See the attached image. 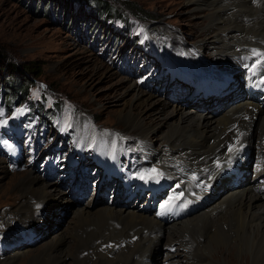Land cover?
Masks as SVG:
<instances>
[{
    "label": "rangeland",
    "instance_id": "374dc122",
    "mask_svg": "<svg viewBox=\"0 0 264 264\" xmlns=\"http://www.w3.org/2000/svg\"><path fill=\"white\" fill-rule=\"evenodd\" d=\"M38 1L0 0V53L3 54V57L0 54V78L10 86L21 82L31 85L30 98L33 100V103L28 107L30 101L26 102V98L25 103L13 106V116L0 108V120H2L0 133H11L14 137L13 142L18 147L23 148L24 151L29 152L28 160L25 159L26 156L19 159L13 158L5 137L0 139V147L7 154L6 163L4 162L6 157L3 158V155H0V228L6 227L7 223L4 220L10 217L7 214L16 212L21 215L24 213L23 211L27 210L21 208L23 200H21L20 191L16 193L17 182L20 177L25 176L26 172L31 171L36 175L39 174L38 176L41 179L50 180V184H53L54 181L61 182V185H50L53 194L51 196L59 207L54 208L56 214H54L53 222H51L52 230L45 231L42 238L24 243L22 248H19L22 251L13 249L4 255H0V260L7 257L6 261H12L10 264H38L36 255L46 246V244L43 245L44 242L51 240L56 235L55 233L60 231L63 232L62 235L67 241L64 249L66 248L65 251L68 250L69 245H73L70 232L73 229L72 220L75 219L76 210L94 209L99 206L97 204L99 202L101 207H115V204L111 202L115 196L120 199L117 192L123 187L124 177L116 175L117 163H114L112 164L111 174L107 176V180L103 184L102 180L106 171L101 158L105 152L117 148L120 142L125 147L121 158L123 167L121 171L123 173L134 174L138 170L148 171L154 166L167 174L169 169L177 166V160H181L178 158L176 160L170 159L171 161L169 159L147 158L146 152L150 145L146 138L136 134V131H132L123 125V122L118 121L125 114L140 115L146 126L156 127L157 130L153 133L154 137L152 138L154 141L156 140L153 145L159 148L158 151L165 149V146H163L165 142L161 144L160 142L166 133H170L173 127H176L174 123L176 117L166 123L162 122V115L154 107L138 104L139 102L134 98V89H127L128 81L135 82L138 89H142L139 83L151 80L154 75L151 74V71L156 68V73L159 74L164 65L158 59L147 58L146 54L142 52L145 49L148 50L147 41L144 39L145 34H149L151 43L161 49L164 54H172L171 59L174 62H176L178 55L183 56L186 50L195 51L196 48H199L203 52H210V55L214 50L216 55L218 49L213 48L208 43L210 37L205 34L209 32L204 31L209 27L210 8H206V6L198 7L196 3H187V0H104L108 4H113L129 13H134L138 19L141 18L139 19L140 23L136 26L133 23L126 24L115 19L123 29L122 33L113 32L110 28V32L105 36H102L101 32L98 33L97 30L87 33L84 26L73 29L70 27V23L63 22L59 12L55 13V11H61L63 15L68 17L70 22L75 19L78 0H50L42 4ZM88 1L87 6L82 11L89 14L90 20H92L93 13L105 14V10L98 8L100 5L98 1L101 0ZM57 4H63L62 9L64 12L60 8H55ZM50 8H53L54 12H49L47 15L46 13ZM102 29L104 30V28ZM132 32L136 33L130 41L129 34ZM202 32L204 33L201 34ZM245 46L248 48V45ZM128 49L130 53L124 54ZM200 51L199 53L202 52ZM142 69L148 70V73L142 76L129 75V72L137 73ZM168 83L169 80L163 82L161 86L162 93H166ZM162 93L153 92L154 98L152 99L165 98ZM42 96L49 98L47 103L52 99V101H58V104H64L59 110L56 106H51L53 113L47 118L54 120L56 116H59L64 123L71 116L70 108L72 111L77 112L75 115L72 114V117H76L73 124L77 128L80 138V144L76 152L71 142L64 137L61 139L56 138L57 132L52 130H49L48 135H45L41 140L35 141L33 137L26 138L23 145V139L19 132L27 117L31 122H35L27 128V136H37L39 132L44 131L37 115L46 117L47 112L44 113L45 109L41 108V112L44 114L40 113L36 105V101H43L46 105ZM176 103L169 100L163 111L171 112ZM177 105L181 106V104ZM185 110L196 113L198 116L206 117L209 115L206 110L204 112L197 111L193 108L190 109L189 106L185 107ZM29 111L32 112L28 113ZM89 114L93 115L94 121L90 119ZM5 121L7 123H4ZM48 126L53 125L48 123ZM41 141L43 142L42 146L37 147L36 143ZM127 151L130 156L127 155ZM72 156H74L73 159ZM62 159L67 164L72 165L71 169L61 167L59 161ZM167 160H169L168 163ZM171 162L174 165H171ZM1 166L3 169H1ZM50 167H52L51 174ZM84 177H88V179ZM12 181H16V183L12 185ZM84 185L87 190L80 196V190ZM61 191L65 192H62V194ZM65 193L71 198H65ZM145 197L144 195L142 199H145ZM134 201L135 199H131L132 204L135 203ZM200 212L193 216L200 217ZM38 217L34 215L26 219L34 220L37 223ZM26 219L20 218V221H18L11 218V221L21 223ZM169 223L166 222V224ZM203 223L207 224L205 218ZM114 226L117 227L115 224ZM13 229H16V224ZM118 229L115 228V233H118ZM129 229H126L125 232H128ZM2 230L0 229V236H3ZM185 237L189 240L186 243L187 245L192 237ZM200 237L196 242L203 239V237L201 239ZM122 238H125L124 232L112 236L107 235L104 238L99 236V238L94 239V246L98 247L83 249L80 257L83 258L91 254L92 259H90L89 264H93L97 260V250H104L106 253H108V250L117 251L120 249L117 242L119 239L123 240ZM124 240L121 245L126 246V239ZM159 241L158 258L152 259L153 261L150 264H181L183 249L186 245L185 247L183 245L175 247L173 252L164 246V251H170L173 256L169 258V254L163 252L160 254L161 247L166 243V238L162 237ZM196 242L194 241L191 246L198 251L200 248V253L197 250L196 252L192 251L193 249H190L189 245L190 250L186 258L188 259L189 254L192 253V259L189 258L187 264L199 263L203 260L204 251L201 246L206 241L199 242L198 245ZM236 243L233 241L220 247L214 242L213 247L215 249L219 248V250L214 254V258L210 257V261L205 264H253L252 255L254 253H250L253 252V246L248 245L245 252L239 249H237L238 253L232 252ZM173 244L177 245V243ZM211 253H214V250H211ZM25 254L27 258H24ZM17 255L20 256L13 258ZM64 258L62 264H73L71 256L64 255ZM260 263L264 264V262Z\"/></svg>",
    "mask_w": 264,
    "mask_h": 264
},
{
    "label": "bare ground",
    "instance_id": "6f19581e",
    "mask_svg": "<svg viewBox=\"0 0 264 264\" xmlns=\"http://www.w3.org/2000/svg\"><path fill=\"white\" fill-rule=\"evenodd\" d=\"M189 2L198 4V7L210 8L209 27L204 31L210 33L205 34L210 37L208 43L213 48H218L216 55L214 50L210 56V52L200 49L206 55L205 60L198 59L195 53L187 52L184 62L182 60L177 63L168 62L173 55L165 53L162 56L165 68L160 76H155L156 84L154 81H144L140 84L144 89L142 90L138 89L135 82L128 81L127 89H134V98L138 104L154 107L162 115V122L177 118L174 121L177 129L173 127V130L159 141L160 144L165 142V149L153 150L150 154L157 158L169 151L172 158L181 159V169L194 180V184L189 185L177 171L162 176L152 171H141L135 175L133 181L130 177L126 178V192L120 189L121 199L114 202V208L101 207L99 202V206L94 209L76 210L75 219L72 220L73 229L70 232L73 245H69V249L65 251L67 241L62 235L63 232L55 233L51 240L44 242L43 245L46 246L36 255L38 264H62L66 258L64 255L71 256L73 264H89L91 254L80 257L83 249L97 248L98 246H94V239L99 236L104 238L123 232L124 236L138 233V238L126 246H121L109 258L104 250H97V260L93 264H150L159 253V240L162 237L166 238L168 247L172 242L177 243L178 247H185L189 241L185 236L192 238L183 249L181 264H187L191 258L192 253L188 259L186 255L193 249L191 245L199 236L203 237L199 242L206 241L201 246L204 257L201 262L191 264H205L210 261V257L214 258V254L219 250L213 247L214 242L221 247L233 241L237 243L234 244L232 252L238 253L237 249L245 252L248 245H252L253 252L250 253H254L253 264L264 262V165L255 155L257 146H261L260 152L264 157V56L259 57L253 53V45L260 46L264 53V0H187V3ZM245 45H248V48ZM257 61L262 62L258 64ZM213 64V71H210ZM241 76L244 78L240 84L246 91L233 98L232 87L235 80L239 81ZM169 77L171 81L169 91L163 95L165 98L158 97L160 99L153 100V92L161 94V85ZM208 96L215 102V107L213 104L204 107L198 102ZM166 97L177 102L171 112L163 111L169 103ZM188 106L197 111L206 110L209 115L203 117L186 111L185 107ZM255 114L256 119L253 118ZM118 121L136 131V134L144 136L151 147L156 143L152 138L156 127L146 126L140 115L125 114ZM230 148L232 151H229ZM118 152L117 149L110 156L105 154L103 164L111 165ZM171 165L174 164L171 162ZM38 175L31 171L26 172L25 176L18 180L17 186L15 185L16 193L20 191L23 200V203H20L21 208L27 210H22L24 213L21 215L16 212L7 214L10 217L4 221L9 226L2 231L4 236L0 238V251L10 247L11 243L18 239L43 237L44 232L51 229V222L56 214L54 208L59 205L51 196L50 185L59 183L54 181L50 184ZM141 176L145 179H141ZM103 182H106V178ZM14 183L16 181H12V185ZM145 193V203L137 202L136 206L134 203L129 204L130 198L139 197L141 200ZM167 193L169 200H166ZM188 193L194 195L190 201L187 199ZM177 196L180 198L176 199ZM69 197L65 193V198ZM32 200L40 201L42 209L38 215ZM155 200H161L172 208L167 215L169 224H163L160 219L149 216L143 210L149 208ZM195 211L201 213L200 217L193 216L197 213ZM34 215L39 216L37 223L26 219ZM11 218L26 220L18 223L11 221ZM204 218L207 224L203 223ZM114 224L117 227H113ZM141 224L145 228H137L131 234L125 232L126 229ZM115 228H119L118 233H115ZM211 250H214V253H211ZM18 256L20 255L13 258ZM172 257L169 253V258ZM24 258H27L26 254ZM6 259L7 257L2 258L0 264L12 262Z\"/></svg>",
    "mask_w": 264,
    "mask_h": 264
},
{
    "label": "trees",
    "instance_id": "16d2710c",
    "mask_svg": "<svg viewBox=\"0 0 264 264\" xmlns=\"http://www.w3.org/2000/svg\"><path fill=\"white\" fill-rule=\"evenodd\" d=\"M33 1L37 2V0H33ZM47 1H50V0H39L38 2H40V4H42V3L47 2ZM72 1H74V0H72ZM78 1L80 3L79 4V11H81L83 9V6L85 3L89 2L88 0H78ZM98 2L100 4L98 8H101L102 10L106 11L105 14L103 15L105 20H108L110 17L114 18V17H120L122 15L132 14V12L129 13L124 9H120L117 6H114L113 4L112 5L108 4L104 0H101ZM57 5H59V4H57ZM57 5L55 7L56 9H59V8L61 9L63 7V4H60V6H57ZM49 12H54V9L50 8L46 14L48 15ZM56 12L60 13V17L63 15L61 13V11H55V13ZM92 16L98 18L100 16V14L93 13ZM110 23L111 22H105L104 24H106L107 27H109ZM1 57H3V54H1ZM8 78H10V76H8ZM30 88H31V85L23 84L22 82L19 84H12L10 86V85L6 84L0 78V99L2 98L3 100H5L8 105L12 102V100H14L15 103H21L25 100L26 96L29 94Z\"/></svg>",
    "mask_w": 264,
    "mask_h": 264
},
{
    "label": "snow or ice",
    "instance_id": "6c2138e0",
    "mask_svg": "<svg viewBox=\"0 0 264 264\" xmlns=\"http://www.w3.org/2000/svg\"><path fill=\"white\" fill-rule=\"evenodd\" d=\"M254 54H257V55H261V56H264V53H256V50H253ZM262 61H257V63H261ZM4 123H7V121H5ZM229 151H232V149L230 148ZM153 173H156L157 175L159 176H162L163 174L162 173H158V170L156 169H152L151 170ZM152 177H149V179H151ZM141 179H145L144 176H141ZM183 193L180 194V196H182ZM180 196H177L176 199H179ZM161 208L164 210V212H168V211H172V208L169 207V205L166 203V204H162L161 205ZM159 214H163V213H159Z\"/></svg>",
    "mask_w": 264,
    "mask_h": 264
}]
</instances>
